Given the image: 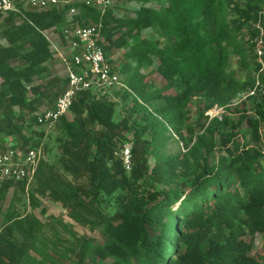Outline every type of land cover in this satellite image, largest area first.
Segmentation results:
<instances>
[{"label":"trees","instance_id":"16d2710c","mask_svg":"<svg viewBox=\"0 0 264 264\" xmlns=\"http://www.w3.org/2000/svg\"><path fill=\"white\" fill-rule=\"evenodd\" d=\"M127 1L139 3L133 16H117L113 6L101 14L78 4L74 20H101L105 55L127 49L133 65L121 70L134 94L77 93L72 118L57 121V163L41 160L30 206L38 205L37 196L48 197L76 223L101 230V243L79 241L73 264H264V93L234 104L253 88L260 68L250 40L264 0H164L158 7L153 0ZM67 9L25 11L24 18L8 13L0 24L6 41L0 43V151L6 138L11 147H31L43 138L39 102L53 105L67 82L36 83L49 75L53 54L43 32L63 38ZM145 30L155 36L142 37ZM154 58L165 80L158 88L141 73ZM260 79L264 89V70ZM196 96L202 103L192 122ZM249 98L251 110L245 109ZM154 100L160 104L148 107ZM214 106L224 112L209 117ZM244 135L249 140L240 144ZM171 139L173 151L167 148ZM125 141L132 142L129 171L113 155ZM14 186L24 188L21 182L0 185V264H46L39 219L8 198ZM111 199L115 208L105 213L102 206ZM255 235L262 238L257 257L251 255Z\"/></svg>","mask_w":264,"mask_h":264},{"label":"built area","instance_id":"2783aa9c","mask_svg":"<svg viewBox=\"0 0 264 264\" xmlns=\"http://www.w3.org/2000/svg\"><path fill=\"white\" fill-rule=\"evenodd\" d=\"M78 2L81 5L96 7L101 14H104L112 6L114 0H78ZM65 7H68L67 24L63 28L61 43L66 44L68 55L66 57L62 55L56 42L46 31L43 34L64 64L66 85L55 99L53 106L41 110L37 115V122L44 131L42 140L31 147L30 145L26 147L7 146L5 150L0 151V185L21 182L26 190L33 187L38 166L44 158L43 139L60 117L68 113L79 91L91 90L97 95H112L113 91L134 94L126 82L121 80L119 71L111 65L100 44L101 20L88 23L82 20L76 23L74 16L78 14L79 8L75 6L74 0H0V14L14 13L23 18L25 11H45ZM252 28L256 33L251 38L250 44L260 68L256 74L255 85L242 98H259L264 93L260 79V73L264 70V5L260 8ZM51 35L55 36L53 33ZM213 116L219 115L218 113L210 114L209 117ZM131 149L132 142L125 141L113 151L114 157L121 161L126 171L132 167Z\"/></svg>","mask_w":264,"mask_h":264},{"label":"rangeland","instance_id":"374dc122","mask_svg":"<svg viewBox=\"0 0 264 264\" xmlns=\"http://www.w3.org/2000/svg\"><path fill=\"white\" fill-rule=\"evenodd\" d=\"M75 1V6L78 5V0ZM153 6L158 7L160 4L164 3V0H153L151 2ZM113 8H115V13L117 16H124V15H134V11L139 7L138 2H130L127 0H114L112 4ZM78 7V6H77ZM5 15H1L0 17V24L3 22V18ZM78 23V21L76 22ZM1 28V27H0ZM52 30H47L46 33L50 35V37L53 39V41L56 42L57 46L59 47L60 52L64 57L68 55V49L66 47V44L61 43V36L57 31H54L55 36L51 35ZM142 37H153L155 34L151 30H145L142 32ZM0 43L6 44V41L0 37ZM51 46V45H50ZM52 48V47H51ZM250 54V52H249ZM106 57L109 59L111 65L117 69L120 73V78L122 81L125 82L127 74L125 72H122L121 68L124 64H131L132 58L127 56V49L124 48H111L106 52ZM236 57H232V61H236ZM49 75L45 77L43 80H38L36 83L45 82L49 79L52 80V78H57V82L59 84H62L64 79H66V73L65 68L62 60L59 57V54L56 51H53L51 59L47 63ZM158 65L157 59H153V63L148 68L142 69L141 73L145 75L144 82L148 83L150 88H158L162 84L165 83V80L161 77V75L157 72L156 68ZM232 69L236 71V74L240 77L241 73L236 70L235 64H232ZM1 82V80H0ZM57 84L56 86H59ZM245 98H239L234 104H237L239 106L242 101ZM116 101V117H119L120 112V99L118 101V97L115 99ZM202 99L198 96L194 97L192 99L191 103V114H190V120L192 122H195L198 117V108L201 107ZM40 110H44L45 108H48L51 103H49L48 99L41 100L39 102ZM158 100H154L151 102H148V107L152 108L154 105H159ZM254 101L252 99H248L246 101V108L251 110L253 107ZM234 106V105H233ZM232 110V107H229V112ZM224 112L223 108L214 106L212 109L208 110L206 114L210 116L215 115L218 113L220 116ZM68 119H71L72 116L68 112L66 114ZM27 132H30V128H27ZM172 137L176 139L177 136L172 133L170 130ZM264 132V129L262 130ZM61 131L56 123L54 127L49 131L45 138L43 139L44 146L46 147V151L44 153L45 160H47L49 163H57L58 156H59V148L58 143L56 141V137L60 135ZM125 139H128V135L124 134ZM10 138H6L5 146H10ZM124 139V140H125ZM249 140V135H244L243 137H239V143L241 144L242 141ZM178 142V141H177ZM123 143V142H121ZM261 146L264 151V137L261 138ZM179 147H182V144L179 143ZM167 148L169 151H173L177 148L176 143L174 140H169L167 142ZM243 148V147H242ZM149 165H154V158L152 156H149L148 158ZM67 178L73 181V178L70 174H66ZM81 182H83V178L81 179ZM32 187H30L28 190L23 188V190L19 187H11L8 193V198L13 199L14 203L20 204L22 206H25L27 212H31L35 217L39 219L40 226H41V235L38 237L39 244L42 246L46 245V248H43L41 252L48 255V260L46 264H73L75 261L74 258V251L78 250V244L79 241L83 240L86 237L93 238L98 243H101L104 240V237L101 233V230L99 228H91L90 226H85L76 223L74 220H72L68 214L67 210L61 206L60 203L54 202L50 200L48 197H42L37 196L38 199V205L32 209V207L29 204L28 194L30 193V190ZM7 204V203H6ZM115 208L113 200L111 199L109 202L105 203L102 206V209L105 213H111L113 209ZM78 240V241H77ZM253 244H252V250L251 255L253 257H257L261 251L262 247V238L260 235H255L253 238ZM32 253L36 254L37 258H40L41 255L39 252L31 251ZM111 261V259H107V262Z\"/></svg>","mask_w":264,"mask_h":264},{"label":"crops","instance_id":"0c3cea01","mask_svg":"<svg viewBox=\"0 0 264 264\" xmlns=\"http://www.w3.org/2000/svg\"><path fill=\"white\" fill-rule=\"evenodd\" d=\"M125 16V15H124ZM129 16H131V15H129ZM53 34H54V32L53 31H51ZM55 35V34H54Z\"/></svg>","mask_w":264,"mask_h":264},{"label":"clouds","instance_id":"9594fccd","mask_svg":"<svg viewBox=\"0 0 264 264\" xmlns=\"http://www.w3.org/2000/svg\"><path fill=\"white\" fill-rule=\"evenodd\" d=\"M236 101H237V100H236ZM236 101H235V102H236Z\"/></svg>","mask_w":264,"mask_h":264},{"label":"bare ground","instance_id":"6f19581e","mask_svg":"<svg viewBox=\"0 0 264 264\" xmlns=\"http://www.w3.org/2000/svg\"><path fill=\"white\" fill-rule=\"evenodd\" d=\"M53 106V105H52Z\"/></svg>","mask_w":264,"mask_h":264}]
</instances>
